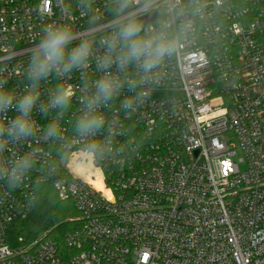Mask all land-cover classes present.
Returning a JSON list of instances; mask_svg holds the SVG:
<instances>
[{
	"label": "built area",
	"instance_id": "obj_1",
	"mask_svg": "<svg viewBox=\"0 0 264 264\" xmlns=\"http://www.w3.org/2000/svg\"><path fill=\"white\" fill-rule=\"evenodd\" d=\"M203 2L147 103L131 116L123 97L105 109L127 129L117 137L125 151L78 166L70 186L55 185L78 213L64 246L12 236L37 207L26 204V185L0 202V264H264V0ZM105 9L96 0L102 28L110 26ZM75 13L76 27L86 28L88 16ZM58 16L54 0H0V61L14 57L16 79L41 28ZM64 128L71 135V115ZM42 148L55 158L53 146Z\"/></svg>",
	"mask_w": 264,
	"mask_h": 264
},
{
	"label": "clouds",
	"instance_id": "obj_2",
	"mask_svg": "<svg viewBox=\"0 0 264 264\" xmlns=\"http://www.w3.org/2000/svg\"><path fill=\"white\" fill-rule=\"evenodd\" d=\"M54 3L59 16L41 28L20 65V77H14V57L0 61V202L28 185L25 202L35 206L49 180L53 191L56 184L70 186L79 179L78 166L124 152L126 146L118 144L117 137L127 129L109 121L105 109L123 97L121 109L131 116L147 103L205 7L203 0H106L111 19L110 26L102 28L104 16L96 10V0ZM75 9L88 16L86 28L76 27ZM156 10L162 11L161 18L146 24L144 17ZM74 75L78 84L70 82ZM53 79L55 85L45 88ZM74 99L78 107L73 111ZM69 115L71 135H66ZM149 134L142 135L132 153ZM42 145L53 146L54 159ZM74 152L80 155L74 157ZM33 172L38 175L33 177Z\"/></svg>",
	"mask_w": 264,
	"mask_h": 264
},
{
	"label": "trees",
	"instance_id": "obj_3",
	"mask_svg": "<svg viewBox=\"0 0 264 264\" xmlns=\"http://www.w3.org/2000/svg\"><path fill=\"white\" fill-rule=\"evenodd\" d=\"M44 192L46 194L37 204L36 210L25 220L18 222L12 236L23 237L26 241H34L43 233L49 232L50 236L55 238L54 240L64 246V236L72 230H69L66 220L76 217L78 214L72 202L62 200L56 191L52 190L51 185H46ZM57 232L59 233L58 238Z\"/></svg>",
	"mask_w": 264,
	"mask_h": 264
},
{
	"label": "rangeland",
	"instance_id": "obj_4",
	"mask_svg": "<svg viewBox=\"0 0 264 264\" xmlns=\"http://www.w3.org/2000/svg\"><path fill=\"white\" fill-rule=\"evenodd\" d=\"M40 1H41V0H35V3H36V4H39ZM241 168H242V170H243V169H244V166H242ZM71 202H72V201H71ZM72 205H73L74 209L76 210V208H75L73 202H72ZM76 212H77V211H76ZM77 214H78V213H77ZM75 216H76V215H75ZM77 216H78V215H77ZM77 216H76V217H77ZM76 217H72V218H69V219L66 220V221L68 222L67 225L69 226V230H71V229H73V228L76 227V223H75V222H71V219L73 220V219H75ZM44 236H47V237H50V238L55 239L53 236H50L49 232H45V233H43L39 238H42V237H44ZM56 236H57V238H58V236H59V233H58V232L56 233ZM56 236H55V237H56Z\"/></svg>",
	"mask_w": 264,
	"mask_h": 264
},
{
	"label": "water",
	"instance_id": "obj_5",
	"mask_svg": "<svg viewBox=\"0 0 264 264\" xmlns=\"http://www.w3.org/2000/svg\"><path fill=\"white\" fill-rule=\"evenodd\" d=\"M156 16H151L145 19V22L148 23L150 21H152Z\"/></svg>",
	"mask_w": 264,
	"mask_h": 264
}]
</instances>
